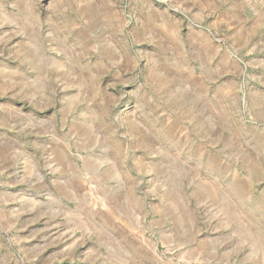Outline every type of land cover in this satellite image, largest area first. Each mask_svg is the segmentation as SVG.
<instances>
[{
    "label": "rangeland",
    "instance_id": "1",
    "mask_svg": "<svg viewBox=\"0 0 264 264\" xmlns=\"http://www.w3.org/2000/svg\"><path fill=\"white\" fill-rule=\"evenodd\" d=\"M0 264H264V0H0Z\"/></svg>",
    "mask_w": 264,
    "mask_h": 264
}]
</instances>
